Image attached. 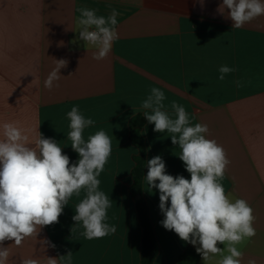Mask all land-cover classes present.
<instances>
[{
    "label": "crops",
    "instance_id": "crops-1",
    "mask_svg": "<svg viewBox=\"0 0 264 264\" xmlns=\"http://www.w3.org/2000/svg\"><path fill=\"white\" fill-rule=\"evenodd\" d=\"M80 8L109 16L116 10L118 39L106 58H93L97 49L78 39ZM66 60L60 79L51 90L44 87L56 60ZM222 65L235 72L220 80ZM240 81L242 87H237ZM156 87L164 92L165 108L183 105L191 124H206V138L221 145L231 163L221 181L233 200L244 199L256 217V235L238 248L241 264H264V15L241 28H233L222 0H0V124L18 122L38 131L62 147L70 163L78 154L67 138V112L79 106L95 121L84 137L104 130L112 152L98 177L99 189L109 196L107 223L114 234L87 240L82 228L72 232L73 196L59 222L45 226L37 237L20 246L5 241L7 264L33 258L47 264L72 252V264H141L142 229L137 200L143 199L157 243L153 264H179V256L196 247L165 229L158 189L148 190L147 161L159 155L166 173H190L179 159L180 148L167 132H155L143 117L141 102ZM142 116L146 151L142 194L134 195L137 148L132 143V120ZM2 138V129H0ZM158 183V182H157ZM138 195L141 197L138 198ZM170 206V202H169ZM50 241L55 247H50ZM223 248V245L218 244ZM213 257L208 264H216ZM198 264H204L199 254Z\"/></svg>",
    "mask_w": 264,
    "mask_h": 264
},
{
    "label": "clouds",
    "instance_id": "clouds-1",
    "mask_svg": "<svg viewBox=\"0 0 264 264\" xmlns=\"http://www.w3.org/2000/svg\"><path fill=\"white\" fill-rule=\"evenodd\" d=\"M222 5L233 21V28H241L264 15V0H222ZM79 12L78 39L97 49L95 60L106 58L119 38V13L113 10L105 17L97 15L94 9L80 8ZM56 61V67L44 81L49 90L60 79V69L67 66L66 60ZM235 71L222 65L218 78L223 80L226 74ZM236 84L243 86L240 81ZM165 99L163 91L151 88L141 102L143 117L154 124L155 132H167L172 144L180 148L178 156L190 173V180L167 174L159 155L147 161L146 181L148 190L159 191V208L164 215L161 224L182 241L199 245L196 252L204 264L217 255L221 258L216 264H241L243 252L238 245L256 235L254 210L246 200H233L226 194L221 181L231 161L221 145L206 138L208 126L200 123L193 126L185 107L176 101L171 102L169 112ZM66 116L70 121L67 138L79 156L76 163H70L58 142L43 137L38 129V135L33 136V130L19 126L18 122L0 124V264H7L10 256L8 247L3 246L5 241L20 246L25 238L37 237L42 228L58 223L69 200L81 197L82 192L83 197L74 208L71 231L82 228L79 234L87 240L116 232V226L106 222L112 201L99 189L98 179L112 152L111 138L99 130L85 139V129L95 121L86 118L79 106H73ZM44 243L55 247L50 241ZM72 255L68 252L59 258L47 257V264H72ZM20 264L40 262L27 258ZM248 264L256 262L249 260Z\"/></svg>",
    "mask_w": 264,
    "mask_h": 264
},
{
    "label": "trees",
    "instance_id": "trees-1",
    "mask_svg": "<svg viewBox=\"0 0 264 264\" xmlns=\"http://www.w3.org/2000/svg\"><path fill=\"white\" fill-rule=\"evenodd\" d=\"M145 124L142 116H136L132 120V143L138 150L136 166L134 170V183L132 193L142 194V182L145 170L146 151L141 129ZM137 215L142 229L141 264H153L158 248L153 232V226L149 216V209L143 199L137 200ZM199 254L192 248L186 249L178 258L179 264H198Z\"/></svg>",
    "mask_w": 264,
    "mask_h": 264
},
{
    "label": "water",
    "instance_id": "water-1",
    "mask_svg": "<svg viewBox=\"0 0 264 264\" xmlns=\"http://www.w3.org/2000/svg\"><path fill=\"white\" fill-rule=\"evenodd\" d=\"M141 196L140 195H138V198H140Z\"/></svg>",
    "mask_w": 264,
    "mask_h": 264
}]
</instances>
